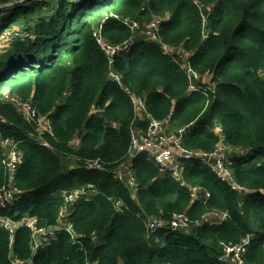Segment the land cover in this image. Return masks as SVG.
Here are the masks:
<instances>
[{
    "label": "trees",
    "instance_id": "1",
    "mask_svg": "<svg viewBox=\"0 0 264 264\" xmlns=\"http://www.w3.org/2000/svg\"><path fill=\"white\" fill-rule=\"evenodd\" d=\"M157 18L160 43L142 34ZM125 19L138 22L139 30L133 47L115 59L118 83L94 31L103 24L107 42L123 43L132 37ZM1 43L0 189L9 182L5 140L18 145L22 161L14 200L0 204V219L18 224L12 242L0 224V264H9L11 255L30 264H223V245L248 236L247 263L264 264V0H0ZM164 45L191 53L192 70L210 75L201 91L190 92L182 61ZM131 95L146 98L138 117ZM11 98L31 101L50 119L53 134H42L47 145ZM149 116L187 127L190 150L211 151L221 141L235 149L231 168L253 191L244 205L196 159L185 161L176 179L139 154L136 187L115 180L131 129L144 128ZM95 160L101 169L88 167ZM76 190L86 193L66 204L65 195ZM213 210L227 212L228 220L197 224ZM182 212L191 228L149 234L151 219L170 221ZM25 218L56 230L35 253ZM60 221L72 225L75 238Z\"/></svg>",
    "mask_w": 264,
    "mask_h": 264
},
{
    "label": "built area",
    "instance_id": "2",
    "mask_svg": "<svg viewBox=\"0 0 264 264\" xmlns=\"http://www.w3.org/2000/svg\"><path fill=\"white\" fill-rule=\"evenodd\" d=\"M125 25H127L132 31V37L120 44H112L106 41L103 36V24H100L94 31V36L100 45L102 51L107 57L108 64L110 67L109 77L113 81L120 83V76L114 71V62L116 57L129 51L135 44L137 31L139 30L138 22L125 19ZM162 20L157 18L149 22L144 31L143 36L150 42H159V31ZM163 50L170 55H178V60L182 61V66L186 69L190 80L189 90L190 92L201 91L202 82L205 83L206 77L199 76L189 66L188 59L191 53L186 51H177L168 46H163ZM131 100L134 104V110L136 117L144 111L146 112V98L143 95H131ZM11 102L23 113L26 120L37 124L38 131L40 133L39 141L47 145L42 139V134L50 133L53 134V128L50 119L45 115H40L37 109L33 106L31 101H23L17 98H11ZM101 110L95 108L94 113H98ZM187 132V127L173 128L172 119L168 117L166 119H156L151 116L148 117V123L144 128L134 127L131 129L130 135V146L128 150V156L126 161L114 171L113 178L120 182L126 183V185L134 189L136 187V181L133 170V160L139 154H146L149 158L154 160L162 172L170 173L174 178L180 179L183 176L184 163L190 160H199L200 163L206 168L210 169L211 172L221 181L225 182L232 191L237 192L241 196L239 206H243L245 198L253 193L252 190L240 184L231 168V159L236 153L235 149L230 147L225 142L221 141L211 151H193L184 146V138ZM79 139L76 138L72 141V144H78ZM4 145L6 150L3 154V162L6 164L9 171V182L8 186L0 189V204L2 206L11 203L16 195V189L14 188L15 175L18 167L22 161V153L18 149V145L12 140H5ZM89 168H102L100 160L90 161L88 164ZM94 191H90L93 193ZM86 193L85 190H76L72 193L65 195V203L72 204L80 196ZM259 193L264 197V189H260ZM200 190L195 188L193 191V198L197 199ZM210 194L205 193V198L209 197ZM67 215V208L63 210V217ZM229 214L227 212L213 210L207 213L201 220L197 222L199 225H220L227 221ZM190 217L186 212L176 213L170 221H166L161 218H153L148 224V231L150 235L157 233L159 229L168 228L173 231L177 230H188L191 228ZM0 224L5 228L9 234L11 242L14 239L15 232L18 224L8 219L1 218ZM21 224L27 227L31 232V249L35 253L41 246L44 239H52L55 236L56 230H50L38 226V220L36 218H25ZM72 237H76V233L70 223L67 221H60V226ZM252 237L248 236L244 238L238 244H224L222 247V253L219 256V261L223 264H248L246 256L248 253L249 246ZM9 264H30L29 260L19 259L11 255Z\"/></svg>",
    "mask_w": 264,
    "mask_h": 264
},
{
    "label": "rangeland",
    "instance_id": "3",
    "mask_svg": "<svg viewBox=\"0 0 264 264\" xmlns=\"http://www.w3.org/2000/svg\"><path fill=\"white\" fill-rule=\"evenodd\" d=\"M4 37H5L4 40H7V38L10 39L11 35H10V34H6ZM4 44H5V43H4ZM4 44H2V43L0 44V48H1V49H0V53H1V51H2V47H3V46H1V45H4Z\"/></svg>",
    "mask_w": 264,
    "mask_h": 264
}]
</instances>
